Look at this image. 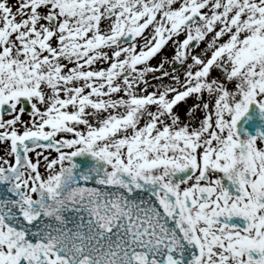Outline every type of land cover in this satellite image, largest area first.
Listing matches in <instances>:
<instances>
[{"label": "snow or ice", "instance_id": "obj_1", "mask_svg": "<svg viewBox=\"0 0 264 264\" xmlns=\"http://www.w3.org/2000/svg\"><path fill=\"white\" fill-rule=\"evenodd\" d=\"M0 264H264V0H0Z\"/></svg>", "mask_w": 264, "mask_h": 264}]
</instances>
